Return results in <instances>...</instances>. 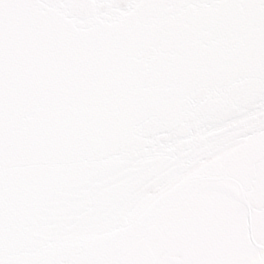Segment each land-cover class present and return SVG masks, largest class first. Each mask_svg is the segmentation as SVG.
Here are the masks:
<instances>
[{"label":"snow or ice","instance_id":"obj_1","mask_svg":"<svg viewBox=\"0 0 264 264\" xmlns=\"http://www.w3.org/2000/svg\"><path fill=\"white\" fill-rule=\"evenodd\" d=\"M0 264H264V0H0Z\"/></svg>","mask_w":264,"mask_h":264}]
</instances>
